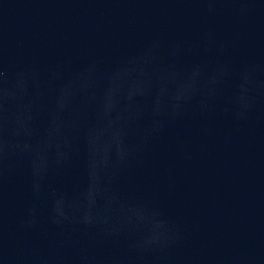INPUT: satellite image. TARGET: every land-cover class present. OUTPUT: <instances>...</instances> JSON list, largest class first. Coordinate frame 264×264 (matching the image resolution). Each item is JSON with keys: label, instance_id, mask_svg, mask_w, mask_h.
I'll return each mask as SVG.
<instances>
[{"label": "water", "instance_id": "water-1", "mask_svg": "<svg viewBox=\"0 0 264 264\" xmlns=\"http://www.w3.org/2000/svg\"><path fill=\"white\" fill-rule=\"evenodd\" d=\"M0 153V264H264V0H0Z\"/></svg>", "mask_w": 264, "mask_h": 264}, {"label": "clouds", "instance_id": "clouds-1", "mask_svg": "<svg viewBox=\"0 0 264 264\" xmlns=\"http://www.w3.org/2000/svg\"><path fill=\"white\" fill-rule=\"evenodd\" d=\"M6 163V157L4 156L3 153H0V168L4 167ZM7 166H11L10 160Z\"/></svg>", "mask_w": 264, "mask_h": 264}]
</instances>
